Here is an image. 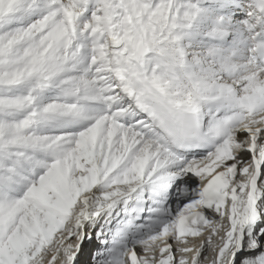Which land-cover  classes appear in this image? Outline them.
I'll return each instance as SVG.
<instances>
[{"label": "snow or ice", "instance_id": "6c2138e0", "mask_svg": "<svg viewBox=\"0 0 264 264\" xmlns=\"http://www.w3.org/2000/svg\"><path fill=\"white\" fill-rule=\"evenodd\" d=\"M0 264H264V0H0Z\"/></svg>", "mask_w": 264, "mask_h": 264}]
</instances>
